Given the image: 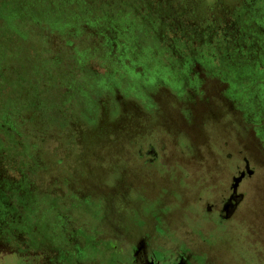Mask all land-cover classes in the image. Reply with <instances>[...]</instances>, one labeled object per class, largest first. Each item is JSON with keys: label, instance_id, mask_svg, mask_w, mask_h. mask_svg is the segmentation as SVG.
<instances>
[{"label": "rangeland", "instance_id": "1", "mask_svg": "<svg viewBox=\"0 0 264 264\" xmlns=\"http://www.w3.org/2000/svg\"><path fill=\"white\" fill-rule=\"evenodd\" d=\"M258 141L264 0H0V264H264Z\"/></svg>", "mask_w": 264, "mask_h": 264}, {"label": "flooded vegetation", "instance_id": "2", "mask_svg": "<svg viewBox=\"0 0 264 264\" xmlns=\"http://www.w3.org/2000/svg\"><path fill=\"white\" fill-rule=\"evenodd\" d=\"M167 131L170 132L173 135L176 134V132L171 129V128H167ZM151 138V137H150ZM149 138L148 140V144H150L146 149H143V153L142 150L139 151V155H142V159L146 160L149 164H155L156 161L159 159H162L164 155H166L167 153V144H166V139L161 140L160 143L158 142L159 139H161L159 136L156 138H153L152 140ZM167 138V137H165ZM148 139V138H147ZM156 142H155V141ZM150 141V142H149ZM227 144H229V142H227ZM227 148L229 145H226ZM247 149L250 150H255L258 153H261L264 155V147L261 141L256 142V144L254 143L252 145V147L247 145ZM239 153H244L245 155L243 157H241V161L239 162V165L236 164L235 168H236V172L233 175L230 184L228 186V191L226 194L221 195L218 199L217 202L215 203H210V205H208V209L211 211L213 210H217L218 214H220L221 217H227V213L229 210H231L232 208H237V206L240 204V202L242 201L244 194L242 192H240L239 190V186L240 184L249 177L253 176V173L255 172V167L253 168L252 162L250 160V156H246L247 154H249L246 150L242 149L240 151H238ZM238 153V154H239ZM242 153V155H243ZM238 182V184H237ZM237 185V187H236ZM216 207V209H214V207ZM143 234L144 237L147 238L148 240V245L149 248L152 249V251H158V249H160L161 243V238L162 237H158L157 240L156 238L154 239V243L151 242L150 239V234L152 236V233H150L148 230L143 229ZM156 240V241H155ZM148 264V263H147Z\"/></svg>", "mask_w": 264, "mask_h": 264}, {"label": "water", "instance_id": "3", "mask_svg": "<svg viewBox=\"0 0 264 264\" xmlns=\"http://www.w3.org/2000/svg\"><path fill=\"white\" fill-rule=\"evenodd\" d=\"M237 184H238V182H237ZM236 187H237V185H236ZM233 210H234V208H232L231 210H229L228 213H227L228 214L227 216H230L231 213L233 212Z\"/></svg>", "mask_w": 264, "mask_h": 264}]
</instances>
